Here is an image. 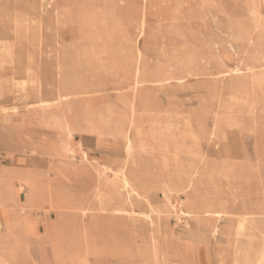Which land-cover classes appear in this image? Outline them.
<instances>
[{
	"label": "rangeland",
	"instance_id": "rangeland-1",
	"mask_svg": "<svg viewBox=\"0 0 264 264\" xmlns=\"http://www.w3.org/2000/svg\"><path fill=\"white\" fill-rule=\"evenodd\" d=\"M263 15L264 0H0V193L7 204L24 208L20 218L41 220L42 230L59 214L75 231L89 222L78 208L97 207L99 192L109 209L94 211L97 245H109L108 233L131 243L117 258L89 255V264L126 257L153 264L145 215L156 195L171 243L180 241L191 264H264ZM125 132L146 151L127 154ZM194 155L201 158L195 167ZM121 167L140 187L130 201L114 187ZM189 180L196 190H181ZM187 194L229 213L217 234L179 212ZM119 206L130 214L110 212ZM242 216L255 221H237ZM242 246L249 257L239 262Z\"/></svg>",
	"mask_w": 264,
	"mask_h": 264
},
{
	"label": "bare ground",
	"instance_id": "bare-ground-1",
	"mask_svg": "<svg viewBox=\"0 0 264 264\" xmlns=\"http://www.w3.org/2000/svg\"><path fill=\"white\" fill-rule=\"evenodd\" d=\"M214 2V1H213ZM204 3V2H203ZM215 3V2H214ZM215 5V4H214ZM201 6V5H200ZM210 7V6H209ZM202 8V7H201ZM252 10V9H251ZM224 15V14H223ZM264 16V15H263ZM248 17V16H247ZM258 17V16H257ZM253 20V19H252ZM259 20V18H258ZM258 23V21H257ZM260 23V22H259ZM236 25V24H235ZM254 25V24H253ZM234 26V25H233ZM240 26V25H239ZM256 27V26H255ZM238 28V27H237ZM245 28V27H244ZM236 31V30H235ZM239 31V30H238ZM250 31V30H249ZM241 34V33H240ZM245 34V33H244ZM242 37V36H241ZM264 38V37H263ZM252 39V37H251ZM238 49V48H237ZM238 51V50H237ZM244 57V56H243ZM257 58V57H256ZM259 58V57H258ZM220 60V59H219ZM259 60V59H258ZM105 63V62H104ZM220 63V62H219ZM263 63V62H261ZM220 67V66H219ZM228 69V68H227ZM250 70V69H249ZM231 71V70H230ZM229 71V72H230ZM232 72V71H231ZM245 72V71H244ZM235 73V72H234ZM248 73V72H247ZM246 75V74H245ZM248 75V74H247ZM246 75V76H247ZM239 76V75H237ZM243 76V75H242ZM241 77V76H240ZM245 77V76H244ZM246 78V77H245ZM218 79V78H217ZM232 79V78H231ZM242 79V78H241ZM244 79V78H243ZM130 80V79H129ZM128 80V81H129ZM239 80V79H238ZM216 81V80H215ZM238 82V81H237ZM210 83V82H209ZM138 84L137 79L134 77V82H133V87ZM230 84V83H229ZM242 84V83H241ZM35 85V84H34ZM239 85V84H238ZM246 86V85H245ZM244 86V87H245ZM128 87V86H127ZM217 87V86H216ZM233 87V86H232ZM242 87V85H241ZM243 88V87H242ZM248 89V87H246ZM224 89V88H223ZM251 89V88H250ZM234 90V87H233ZM210 91V90H209ZM224 92V91H223ZM222 92V93H223ZM234 92V91H233ZM214 94V93H213ZM216 95V94H215ZM231 95V94H230ZM232 96V95H231ZM252 97V96H250ZM212 98V97H211ZM230 99V98H229ZM251 99V98H250ZM253 101V100H252ZM221 106V105H220ZM218 106V107H220ZM247 107V106H246ZM242 109V108H241ZM245 109V108H244ZM261 109V107H260ZM213 111V109H212ZM222 111V110H221ZM234 111V110H233ZM243 111V110H242ZM238 112V111H237ZM135 113V112H134ZM133 113L134 117V123L135 124V115ZM186 115V114H185ZM244 116V115H243ZM242 116V117H243ZM184 117V116H183ZM190 118V117H189ZM244 118V117H243ZM223 121V120H222ZM165 123V122H164ZM106 124V123H105ZM132 124V125H133ZM93 126V125H92ZM97 126V125H96ZM240 126V125H239ZM127 127V126H126ZM93 128V127H92ZM167 128V127H165ZM100 129V128H99ZM213 129H214V124H213ZM93 130V129H92ZM96 130V129H95ZM103 130V129H102ZM135 130L137 131L138 135L140 134L139 128L136 127ZM99 131V130H98ZM95 132V131H94ZM101 132V131H100ZM113 132V131H112ZM128 132V131H127ZM174 132V131H173ZM216 132V131H215ZM174 134V133H173ZM193 134V133H192ZM217 134L218 131H217ZM223 134V133H222ZM124 139L126 140V147L128 152H132L134 149V146L132 144V141L130 139V134L129 133H123ZM175 135V134H174ZM224 135V134H223ZM114 136V135H113ZM157 136V135H156ZM160 136V135H159ZM166 136V134H165ZM192 136V135H191ZM200 136V135H199ZM218 136V135H217ZM153 137V136H152ZM188 137V136H187ZM192 138V137H191ZM202 138V137H201ZM227 140V139H226ZM224 141V140H223ZM183 144V143H182ZM180 145V144H179ZM185 145V144H184ZM186 146V145H185ZM140 147L141 150L146 151V144L145 142L141 139L140 140ZM183 147V146H182ZM228 148V147H227ZM194 149V148H193ZM201 148H199L200 150ZM169 147L165 145L163 147V151L169 152ZM159 151V150H158ZM184 151V149H183ZM194 151V150H193ZM84 152V151H83ZM201 152V151H200ZM199 152V153H200ZM226 153V152H225ZM221 155V154H220ZM166 156V155H165ZM206 156V155H205ZM215 156V155H214ZM172 157V156H171ZM188 157V156H187ZM193 162L191 164L194 165V167L201 162V158H199L197 155L193 156ZM190 158V157H189ZM183 159V158H182ZM163 160V159H162ZM188 160V159H187ZM172 162V161H171ZM174 162V161H173ZM229 162V161H228ZM227 162V163H228ZM100 163V162H99ZM169 162L167 160L164 161L163 166L164 168L167 166ZM179 163V162H177ZM184 163V162H183ZM209 163V162H208ZM239 163V162H238ZM181 164V163H180ZM248 164V163H247ZM169 165V164H168ZM193 165H189V168L192 167ZM199 165V164H198ZM185 166V165H183ZM206 166V165H205ZM204 166V167H205ZM227 166V165H226ZM99 167V166H98ZM177 167V166H176ZM185 168V167H184ZM228 169V168H227ZM203 170V169H202ZM166 171V170H165ZM185 171V170H184ZM65 172V171H64ZM120 173L119 176V184L116 185L114 184L115 190L118 195L124 196V199L126 201H130L132 197L134 196H140V191L138 186H136L135 182L130 179V177L124 172V171H118ZM177 172V170H176ZM180 172V171H179ZM193 172V171H192ZM198 172V171H197ZM229 172V171H228ZM169 173V172H168ZM231 173V172H230ZM229 174V173H227ZM119 175V174H118ZM228 176V175H227ZM109 177V176H108ZM111 178V177H110ZM61 179V178H60ZM102 179V178H101ZM104 179V178H103ZM173 179V178H172ZM181 179V178H180ZM184 179V178H182ZM248 181V180H247ZM112 182V181H111ZM169 183V182H168ZM232 183V182H231ZM233 184V183H232ZM171 185V184H170ZM263 185V184H262ZM214 187V186H213ZM187 189H190V191H195L196 190V182L194 180H189L185 184L184 188L181 186V190L187 191ZM234 189V188H233ZM231 190V189H230ZM21 191V190H20ZM172 190L168 189V192H171ZM175 192V191H174ZM206 193V192H205ZM257 193V192H256ZM248 194V193H247ZM262 194V193H261ZM25 196V195H24ZM99 205L97 207H94L92 204H89L87 201L81 204V206L78 208V212L80 213L81 217L89 218V222L85 223L80 228L77 230L76 234L73 236V233L68 234V230L66 229L65 226L62 225L60 220L62 219L61 216L58 214L55 223L52 225L51 229H48L49 232L57 236L58 238L55 240H50L49 244L52 248L51 250V256L50 259L54 261L55 264H72V263H80L82 260L85 259V257L88 259L89 255H92L96 258L98 257H112V258H117L113 250H106L105 248L101 249H96L94 248L95 244V236H94V228L92 226V219L94 216V211L99 210V211H105L108 210L106 205L102 202V196L98 192L96 193ZM194 195L192 194H187L185 196V199L179 209V212L184 216V217H191L194 221L196 220L200 226L203 225H209L212 226V232L213 235L217 234L219 232L218 225L216 224L219 222L221 219H226L229 220L230 216L229 213L217 210L213 211L209 207V203H203V206L201 210H197L196 207L193 206L192 198ZM18 197V196H17ZM260 197V196H259ZM104 198V197H103ZM170 198V197H169ZM209 198V196H208ZM228 198V197H227ZM241 198V197H240ZM264 198V197H263ZM262 198V199H263ZM25 199V198H24ZM22 200V199H21ZM156 200V199H155ZM208 200V199H207ZM264 200V199H263ZM24 201V200H23ZM206 201V200H205ZM221 201V200H220ZM33 202V201H32ZM31 202V203H32ZM111 202V201H110ZM208 202V201H207ZM214 202V201H213ZM148 203V202H147ZM225 203V202H224ZM108 204V203H107ZM214 204V203H213ZM3 205L0 201V206ZM31 205V204H30ZM196 205V204H195ZM199 206V205H198ZM214 206V205H213ZM222 205H220L221 207ZM215 207V206H214ZM219 207V206H218ZM33 208V207H32ZM38 208V207H37ZM23 207L20 206L18 207V210L23 211ZM40 209V208H39ZM58 209V208H57ZM215 209V208H214ZM221 209V208H220ZM71 211V210H70ZM147 211V210H146ZM110 212L115 213L119 218H124L126 214H130V211L119 206V207H113L110 209ZM143 213V212H142ZM160 213L159 209L154 206V204L150 201L149 202V211L147 212L145 223H148L152 225V232L149 237V244L151 248V252L153 256V264H181L179 261L174 260V259H168L166 260L163 254V251L160 250L161 248V237L159 236L157 232V216ZM51 214V213H49ZM133 214H135V211H133ZM138 214V213H137ZM145 214V213H144ZM143 214V215H144ZM141 215V214H140ZM232 216V215H231ZM130 219V218H129ZM136 219V218H135ZM134 219V220H135ZM85 220V219H84ZM127 220V219H126ZM124 220V221H126ZM239 220H254L253 218H250L248 216H242L239 217L237 221ZM51 222V221H50ZM215 222V224L213 223ZM51 225V224H50ZM127 225V224H126ZM15 226V225H14ZM2 227V223L0 222V228ZM123 230V229H122ZM124 231V230H123ZM110 238H116L117 242L116 245H118V249L122 252L126 251V247L131 243L130 240H126L124 238V235H118L114 233H108ZM130 236V235H129ZM113 237V238H112ZM1 245L2 248L0 249V264H20L19 259L17 255L14 253V249L8 245L5 241V239H1ZM171 246V245H170ZM163 247V245H162ZM79 251V253H78ZM49 252V251H48ZM78 253V254H77ZM174 253V252H173ZM182 253V252H181ZM77 254V256L75 255ZM124 257V255H122ZM181 256V255H180ZM176 257V256H175ZM249 257L248 253L246 250L241 248L240 250V261L243 262L245 259ZM40 258L42 260L47 259L46 255L43 253H40ZM91 258V257H90ZM127 258V257H126ZM123 259V258H120ZM119 259V260H120ZM38 260V259H37ZM109 260V259H108ZM118 260V261H119ZM180 260V259H179ZM96 262V261H95ZM29 263V262H28ZM87 263L89 264V261L87 260ZM27 264V263H26Z\"/></svg>",
	"mask_w": 264,
	"mask_h": 264
},
{
	"label": "crops",
	"instance_id": "crops-1",
	"mask_svg": "<svg viewBox=\"0 0 264 264\" xmlns=\"http://www.w3.org/2000/svg\"><path fill=\"white\" fill-rule=\"evenodd\" d=\"M138 71L134 74V77L137 78ZM68 86L67 88H69ZM131 123H134V117L133 114L131 115ZM136 131V130H135ZM137 132V131H136ZM138 135V133H137ZM122 137L124 139V135L122 134ZM132 144L134 146V149L137 151H142L140 147V139L138 142L132 138V136H129ZM124 148L125 152L127 154H130L131 152L127 151L126 147V140L124 139ZM133 149V150H134ZM117 171H126L124 168H119ZM127 174V173H126ZM128 175V174H127ZM129 176V175H128ZM130 179H132L134 182V178L132 176H129ZM149 182H152L150 179ZM183 188L185 184L181 185ZM140 189V187L138 186ZM174 187L170 185V182L168 183L165 181V191L168 192V189L172 190ZM166 196V194H165ZM156 199V200H155ZM0 201L3 203V205L0 206V222L2 223V231H0V241L1 239H5L6 243L10 245L14 249V253L17 255L20 264H55L53 260L50 259L51 256V246L49 244L50 240L55 239L54 234L48 231V229H41V220H39L36 217H24L20 218L21 211L18 209H14V207L7 204L6 196L1 195L0 193ZM154 206H156L160 213L157 216V232L159 236L161 237L162 245L164 247L163 254L166 260L168 259H174L179 261L181 264H191V257L189 256V253L182 248L180 241L176 239V242L174 244L171 243V236L169 235V227L167 225V219L165 218L166 210L163 205V199H159L158 196L152 195L150 200ZM193 206L197 208V210H200L202 208L203 204L197 203L195 198H192ZM196 204V205H195ZM199 205V206H198ZM81 221V220H79ZM195 222H197L195 220ZM198 223V222H197ZM18 226V232H13L16 225ZM85 223H82V227ZM15 225V226H14ZM77 230L75 231H68L69 236H71V233H73V236L76 234ZM150 237V236H149ZM113 238V237H112ZM95 240L94 248L101 249L105 248L106 250H113L115 255H117V252H121L118 248V245H116L117 240L116 238L109 239V245L104 247H99ZM171 245V246H170ZM129 246L126 247V250ZM2 248L1 242H0V249ZM49 251V252H48ZM174 252V253H173ZM182 252V253H181ZM31 253H38L39 258L35 262H30V254ZM40 253H43L46 255L47 259L42 260L40 258ZM79 253V251H78ZM181 255V256H180ZM176 256V257H175ZM180 259V260H179ZM22 260H27L26 263H22ZM87 258L85 257L84 260H82L80 263L88 264ZM134 260H130L129 258L120 259V264H127L128 262H132L133 264ZM29 262V263H28ZM142 264V263H137ZM144 264V263H143Z\"/></svg>",
	"mask_w": 264,
	"mask_h": 264
}]
</instances>
